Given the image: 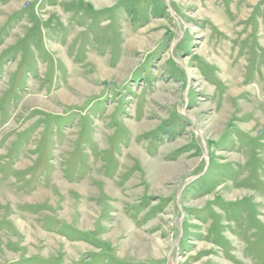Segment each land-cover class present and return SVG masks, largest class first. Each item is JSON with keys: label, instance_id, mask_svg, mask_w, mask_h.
<instances>
[{"label": "rangeland", "instance_id": "1", "mask_svg": "<svg viewBox=\"0 0 264 264\" xmlns=\"http://www.w3.org/2000/svg\"><path fill=\"white\" fill-rule=\"evenodd\" d=\"M0 264H264V0H0Z\"/></svg>", "mask_w": 264, "mask_h": 264}, {"label": "crops", "instance_id": "2", "mask_svg": "<svg viewBox=\"0 0 264 264\" xmlns=\"http://www.w3.org/2000/svg\"><path fill=\"white\" fill-rule=\"evenodd\" d=\"M20 13H21V12H20ZM20 13H19V14H14V15H12V17H11L10 20H11L12 22H16V24H17V22H19V23L23 22L24 17L26 16V13H27V12L24 11V12H22L21 14H20ZM21 15H23V16L25 15V16L22 17ZM3 59H4V58H3ZM21 61H22V60L20 59V62H21ZM33 62L35 63V62H37V61H32V63H33ZM19 79H20V78L18 77V80H19ZM13 83L16 84V86H18L19 84H21L20 81H19V82H15V80L13 81ZM26 171H27V170H26Z\"/></svg>", "mask_w": 264, "mask_h": 264}]
</instances>
